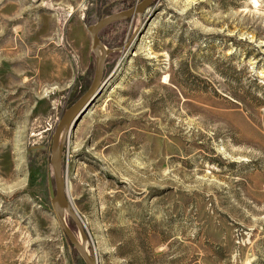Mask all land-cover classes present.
I'll return each mask as SVG.
<instances>
[{"label": "rangeland", "instance_id": "374dc122", "mask_svg": "<svg viewBox=\"0 0 264 264\" xmlns=\"http://www.w3.org/2000/svg\"><path fill=\"white\" fill-rule=\"evenodd\" d=\"M106 2L0 0V264H86L52 209L51 147L95 77L89 26L121 7ZM145 11L100 32L104 88L64 147L88 250L264 264V0Z\"/></svg>", "mask_w": 264, "mask_h": 264}, {"label": "water", "instance_id": "95a60500", "mask_svg": "<svg viewBox=\"0 0 264 264\" xmlns=\"http://www.w3.org/2000/svg\"><path fill=\"white\" fill-rule=\"evenodd\" d=\"M154 1L155 0H143L138 5L130 9L111 14L108 17L94 23V25L89 26V31L92 36L94 55L97 57L95 77L91 86L89 87V90L84 93L81 98L77 100L72 106L66 109L53 133L54 136L51 147V164H53L54 180L50 178L49 190V194L51 195L52 209L54 210L57 220L65 232L67 238L71 241L77 252L82 256L86 264H98V260L92 254H90L88 250L87 234L84 230L83 224H81L75 210L73 209L68 194L66 193V179L63 174L64 147L67 144L72 131L82 120V117L95 104L97 98L104 88L103 78L105 73V64L108 56L114 51V49H109L107 46H105V44L100 39V32L112 22L122 21L125 18L138 15L139 13H144L145 10L152 3H154ZM66 213L70 215L75 224L78 225L80 239L77 237L72 228L66 223Z\"/></svg>", "mask_w": 264, "mask_h": 264}, {"label": "flooded vegetation", "instance_id": "af4514ba", "mask_svg": "<svg viewBox=\"0 0 264 264\" xmlns=\"http://www.w3.org/2000/svg\"><path fill=\"white\" fill-rule=\"evenodd\" d=\"M142 1L143 0H107V2L104 4V8L109 6L110 4L118 3L121 6V7H119L118 11L123 12L124 10L130 9V8L138 5Z\"/></svg>", "mask_w": 264, "mask_h": 264}, {"label": "bare ground", "instance_id": "6f19581e", "mask_svg": "<svg viewBox=\"0 0 264 264\" xmlns=\"http://www.w3.org/2000/svg\"><path fill=\"white\" fill-rule=\"evenodd\" d=\"M73 209H74V208H73ZM74 210H76V209H74ZM76 211H77V210H76ZM76 211H75V212H76ZM76 214H77V213H76ZM77 216H78V215H77ZM78 218H79V216H78ZM79 220H80V218H79ZM80 222H81V221H80ZM81 224H82V223H81Z\"/></svg>", "mask_w": 264, "mask_h": 264}]
</instances>
